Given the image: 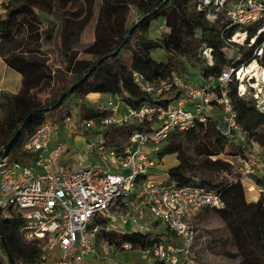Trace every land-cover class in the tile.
I'll list each match as a JSON object with an SVG mask.
<instances>
[{
  "label": "built area",
  "instance_id": "built-area-1",
  "mask_svg": "<svg viewBox=\"0 0 264 264\" xmlns=\"http://www.w3.org/2000/svg\"><path fill=\"white\" fill-rule=\"evenodd\" d=\"M201 5L239 27L262 21L258 32L264 30V0H201ZM242 68L230 67L199 84L176 71L154 82L135 72L133 83L147 96L136 107L117 95L98 97L90 107L100 113L86 116L84 101L72 97L61 119L47 116L26 136L20 147L26 155L0 156V215L21 220L19 232L38 247L34 264H82L85 257L89 264H120L105 256V240L98 243L102 253L96 251L97 232L110 220L136 224L147 215L170 235L143 251L145 264H202L193 250V222L205 208L221 207V197L208 186L177 185L167 172L163 179L154 175L171 133L205 121L213 110L227 136L243 138L227 92L231 74L237 78ZM238 89L243 96L239 82ZM256 105L264 111L263 101L256 99ZM65 133L85 138L81 155L87 158H76ZM258 167L249 156L242 158L238 179L247 195L264 203Z\"/></svg>",
  "mask_w": 264,
  "mask_h": 264
},
{
  "label": "trees",
  "instance_id": "trees-1",
  "mask_svg": "<svg viewBox=\"0 0 264 264\" xmlns=\"http://www.w3.org/2000/svg\"><path fill=\"white\" fill-rule=\"evenodd\" d=\"M106 1L130 5L138 15L130 26H134L131 36L123 46L131 51V63L124 64L120 52L114 57L104 59L64 98L60 106L48 112L35 113L30 118H27V115L33 110L54 104L100 57L114 51L113 49L122 43L130 27L121 32L112 49H96V59L88 61L69 55L75 44L71 43V39L74 34L82 31L92 15L91 10H85L78 0H8L2 3L0 55L9 67L21 75L20 87L8 98L6 113L0 117V149L17 129H21L18 140L8 154L10 158L17 160L26 155L20 148L23 138L35 129L45 115L55 120L61 119L69 109L68 102L72 99L70 97H78L84 101L80 105L83 115L95 116L100 111L90 107L93 102L86 97L89 93L117 95L133 107L147 98L133 83L135 72L152 82L168 77L172 71L189 79L190 72L185 61L191 60L199 47L202 50L209 49L212 61L211 64L200 68V76L203 79L214 80L230 67L237 69L253 60L262 61L264 30L258 32L262 21L239 27L227 19L221 21L218 18L217 24H210L206 19V8L200 7L201 0ZM159 18L163 20L165 30L159 36H148L151 23ZM42 20L49 27L46 36L57 52L58 66L53 70L38 56L36 49L25 46V43H32V33ZM236 31L245 32V43L239 44L230 39ZM25 33L27 34L24 36ZM17 36L21 37L17 39ZM237 39L243 40L238 35ZM251 39L253 40L250 43ZM227 45H235L241 51L240 58H229L225 50ZM157 48L164 51L165 59L153 57L152 51ZM258 50L262 53H258ZM54 84V97L42 103L36 100V94L48 90ZM227 92L243 138L227 136L219 126L218 118L208 116L205 121H196L186 130L173 131L163 145L160 155L163 157L166 154H175L177 162L167 169V173L170 180L177 185L196 184L216 190L223 205L204 210L212 209L218 212L233 234L239 238L240 244L244 243L245 229H251L261 242L262 255L244 254L237 264H264V203L261 198L247 201L245 189L238 179L240 160L249 156L244 150L245 143L255 142L264 149V111L256 105L255 100L240 95L234 72L229 78ZM86 103H89V106ZM186 145H191L196 155L204 157L203 162L212 164L225 173H231L234 165L235 174L216 182L194 174V161H191L187 154ZM231 158H236L235 164L231 162ZM260 168L258 167L259 170ZM196 176L197 179H194ZM256 178L259 183H264V169H261L260 173L257 170ZM153 224L157 222L154 221ZM20 226L21 220L18 217L0 215V234L15 264H34L38 247L35 242L27 241L23 237L19 232ZM168 234L170 235L168 230L166 233H155L150 229L123 235L103 228L96 234V243L105 240L109 246L116 249L124 242V237L130 239L136 236L139 237L141 250L145 251L154 241L161 240ZM0 249L7 257L1 241Z\"/></svg>",
  "mask_w": 264,
  "mask_h": 264
},
{
  "label": "rangeland",
  "instance_id": "rangeland-1",
  "mask_svg": "<svg viewBox=\"0 0 264 264\" xmlns=\"http://www.w3.org/2000/svg\"><path fill=\"white\" fill-rule=\"evenodd\" d=\"M2 0H0L1 3ZM84 6V9L88 8L91 10V20L84 26L81 32L74 34V37L71 39V43H75L71 51L69 52L70 57L78 59H86L88 61H93L96 59L97 54L96 49L108 50L112 49L115 46L117 39L119 38L121 32L129 28L132 25L138 15L133 10L132 6L127 4H114L106 0H78ZM206 8V19L210 24H217V19L220 18L221 21L225 20L222 12H215L213 9L209 11L208 7ZM1 8V6H0ZM1 11V9H0ZM216 14H213V13ZM49 27L47 23L42 20L41 23L37 26V29L32 33V43L26 44L25 46L34 48L38 52V56L45 61L47 67L51 70L55 69L58 66L57 52L53 47V43L49 38H47L46 33ZM165 30V25L162 19H155L151 23V27L148 31V36L156 37ZM236 33L242 35L243 40L238 41ZM27 33L24 34V36ZM235 35V36H234ZM21 36H17L19 39ZM29 37V35L27 36ZM232 41L242 44L245 43L244 33L241 31H236L233 33L230 38ZM253 39L250 40V43ZM115 50V49H113ZM227 56L234 60L240 58L241 51L235 45H227L225 48ZM240 51V52H239ZM120 58L124 64L131 63V51L129 49H120ZM262 53L261 50L257 51ZM152 55L156 59H165V53L162 49H154ZM262 61L253 60L250 64L237 72V81L240 83V90L243 93V96L253 99L256 102V99L260 102H264V79L257 78L254 74L249 73L248 69L251 68L252 62H256L259 67L264 68V53H262ZM186 65L190 72L189 80L194 84H199L202 82H210L212 79H203L200 76V68L212 63L211 57L209 55V49H201L199 47L196 51L195 56L191 60H186ZM235 75V73H234ZM236 78V77H235ZM16 84L14 87L16 88ZM13 87V88H14ZM56 89V84L52 85L48 90L41 91L36 94V100L40 103L44 102L46 99L54 97ZM89 98H92L93 101L99 97L100 99L107 98L110 95L108 94H93L89 93L87 95ZM72 98V97H70ZM72 100V99H71ZM74 101V100H73ZM210 113V115L217 117L216 110ZM47 115H45L46 117ZM26 137L23 138L22 142ZM65 142L69 148L76 153V158H80L83 155L85 144V138L82 135L71 136L70 134H64L63 136ZM246 147L244 148L247 155L252 158L256 163H258L260 170L264 169V149H261L258 144L255 142L245 143ZM187 154L190 156L191 161H194L195 165L194 174L203 177L204 179H210L213 182L218 180L229 178L235 174L234 165L232 166L231 173H225L221 170H218L214 165L203 162L204 157L198 156L194 153L191 145H186L185 147ZM70 150V152H71ZM72 153V152H71ZM80 154V155H79ZM80 156V157H79ZM224 157V156H223ZM67 159V157H66ZM232 163H236V158L230 159ZM196 161V162H195ZM201 161V162H200ZM175 154H166L163 156L162 165L158 169V173L163 175L167 172V169L176 164ZM204 163V164H202ZM192 173V174H193ZM191 175V174H190ZM197 179V176L194 177ZM247 201L256 199L253 196L246 195ZM155 221L150 215H147V218L140 220L136 224H121L118 221H108L107 230L116 231L118 233H127V232H141V225H146L148 229L150 228L155 233H166L167 228L160 221H157V224H153ZM194 225V241H193V250L195 256L202 264H237L244 254L256 253L258 256L261 254V242L255 237L251 229H245V237L243 239V244H240V240L237 236L233 234L230 226H228L225 221L221 218L220 214L215 210H203L201 211L193 222ZM148 229L146 231H148ZM139 237H124V242L120 247L114 249L111 246L105 247V256L108 259H114L120 264L125 262H134L136 264H145L146 253L143 252L140 248ZM95 249L98 253H102L98 244L95 242ZM90 257H85L82 264H89ZM0 264H9L7 257L2 253L0 249Z\"/></svg>",
  "mask_w": 264,
  "mask_h": 264
},
{
  "label": "water",
  "instance_id": "water-1",
  "mask_svg": "<svg viewBox=\"0 0 264 264\" xmlns=\"http://www.w3.org/2000/svg\"><path fill=\"white\" fill-rule=\"evenodd\" d=\"M134 29V26L130 27V29L128 30V33L126 35V37L124 38V40L122 41V43L111 53L106 54L102 57H100L97 62L88 69V71L86 73L83 74V76L77 80L76 82H74L66 91H64L59 99L52 105L46 106V107H41V108H37L35 110H33L30 114L27 115V118H30L33 114L35 113H40V112H48L51 111L52 109L60 106V104L62 103V101L64 100V98L69 95L74 89H76L88 76L89 74L96 68L97 64L101 63L104 59L108 58V57H114L116 56L120 49L124 46V44L127 42V40L129 39V37L131 36L132 30ZM21 134V129H17V131L14 133V135L8 140V142L0 149V156L1 157H5L7 156L13 145L16 143V141L18 140L19 136ZM0 241L2 243V245L5 248L6 254H7V260L9 262V264H15L12 256L10 255L9 251L7 250L5 243L3 241V238L0 234Z\"/></svg>",
  "mask_w": 264,
  "mask_h": 264
},
{
  "label": "crops",
  "instance_id": "crops-1",
  "mask_svg": "<svg viewBox=\"0 0 264 264\" xmlns=\"http://www.w3.org/2000/svg\"><path fill=\"white\" fill-rule=\"evenodd\" d=\"M7 1L8 0H2L0 6L2 5V3H5ZM20 81H21V75L17 71L9 67L3 60L2 56L0 55V117L5 115L8 104V98L18 91L20 87ZM15 83H17L16 88L14 87ZM93 94L98 95V93H93ZM86 97L87 99L92 100V98H89L88 96ZM82 158H87V155H83ZM154 178L163 179L165 178V176L164 174L160 175L157 172L154 175Z\"/></svg>",
  "mask_w": 264,
  "mask_h": 264
},
{
  "label": "bare ground",
  "instance_id": "bare-ground-1",
  "mask_svg": "<svg viewBox=\"0 0 264 264\" xmlns=\"http://www.w3.org/2000/svg\"><path fill=\"white\" fill-rule=\"evenodd\" d=\"M235 35H236V36L238 35V36H241V37H242V35L239 34V33H236ZM235 35H234V36H235ZM256 64H257V63H256L255 61L252 62V64H251V68L248 69L249 73L252 72V74H254L255 76H257V78H263V79H264V68L259 67V66L256 65ZM250 71H251V72H250Z\"/></svg>",
  "mask_w": 264,
  "mask_h": 264
}]
</instances>
